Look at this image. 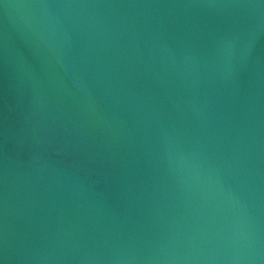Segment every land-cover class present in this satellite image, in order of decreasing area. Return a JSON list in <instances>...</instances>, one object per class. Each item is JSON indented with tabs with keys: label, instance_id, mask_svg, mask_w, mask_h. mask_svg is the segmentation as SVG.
I'll list each match as a JSON object with an SVG mask.
<instances>
[{
	"label": "water",
	"instance_id": "obj_1",
	"mask_svg": "<svg viewBox=\"0 0 264 264\" xmlns=\"http://www.w3.org/2000/svg\"><path fill=\"white\" fill-rule=\"evenodd\" d=\"M3 264H264V0H0Z\"/></svg>",
	"mask_w": 264,
	"mask_h": 264
},
{
	"label": "snow or ice",
	"instance_id": "obj_2",
	"mask_svg": "<svg viewBox=\"0 0 264 264\" xmlns=\"http://www.w3.org/2000/svg\"><path fill=\"white\" fill-rule=\"evenodd\" d=\"M0 264H3V262H2V261H0Z\"/></svg>",
	"mask_w": 264,
	"mask_h": 264
}]
</instances>
